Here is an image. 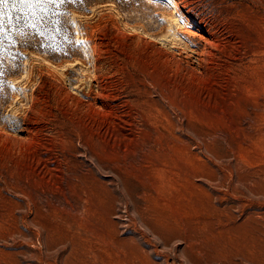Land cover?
Wrapping results in <instances>:
<instances>
[{
  "label": "rangeland",
  "instance_id": "1",
  "mask_svg": "<svg viewBox=\"0 0 264 264\" xmlns=\"http://www.w3.org/2000/svg\"><path fill=\"white\" fill-rule=\"evenodd\" d=\"M0 19V264H264V0Z\"/></svg>",
  "mask_w": 264,
  "mask_h": 264
},
{
  "label": "bare ground",
  "instance_id": "2",
  "mask_svg": "<svg viewBox=\"0 0 264 264\" xmlns=\"http://www.w3.org/2000/svg\"><path fill=\"white\" fill-rule=\"evenodd\" d=\"M175 7V6H174ZM176 11H174V13H176V12H178V10H179V7H178V5H176ZM175 10V9H174ZM177 14V13H176ZM184 16V15H183ZM188 20V19H187ZM175 22H177L176 21V19L174 18V20H171L168 24H169V30H168V33L167 34H152V33H147V32H144L143 34H144V40H145V42L148 44V45H154V46H156V47H159V51H162V52H164V51H166V50H170L171 51V47H170V45L168 44L172 39H174V38H178V36L176 35V33H175ZM202 25V24H201ZM193 26V25H192ZM206 27L205 26H203L202 25V27H200V29L201 30H204ZM212 28V27H211ZM207 29V28H206ZM207 31V33H208V35H211L210 33L212 32L211 31V29H207L206 30ZM187 33L186 34H189V36H190V34H191V36L193 35V33H190V31L189 30H187L186 31ZM163 33V32H162ZM195 33V32H194ZM194 35H196V34H194ZM198 36V35H197ZM196 36V37H197ZM194 37V36H193ZM203 38V37H202ZM189 39V38H188ZM204 39H206V42H207V44H211L210 42H209V40L207 39V38H204ZM201 40V39H200ZM203 40V39H202ZM201 40V41H202ZM203 43H204V40H203ZM145 45V44H144ZM215 45V44H214ZM154 46H152V47H154ZM219 46V45H218ZM222 46H223V44H222ZM225 48V47H224ZM154 49V48H153ZM200 50V49H199ZM197 53V52H196ZM200 54L201 55H203L204 56V58L205 59H209L208 58V56H209V53H208V56H207V54H206V50L204 49V50H202L201 52H200ZM198 55V54H197ZM200 55V56H201ZM211 55V54H210ZM199 56V55H198ZM212 56V55H211ZM204 60V59H203ZM210 61V60H209ZM206 63V62H205ZM72 86H74V85H72ZM67 88V87H66ZM77 88V87H76ZM65 89V88H64ZM72 89V88H71ZM70 89V90H71ZM74 92H75V90H73ZM79 93V92H78ZM4 129V128H3ZM4 132V131H3ZM4 135V134H3ZM152 149V148H151ZM89 228V227H88Z\"/></svg>",
  "mask_w": 264,
  "mask_h": 264
},
{
  "label": "snow or ice",
  "instance_id": "3",
  "mask_svg": "<svg viewBox=\"0 0 264 264\" xmlns=\"http://www.w3.org/2000/svg\"><path fill=\"white\" fill-rule=\"evenodd\" d=\"M7 0H0V3H6ZM64 0H13L14 5H38V4H55V3H63ZM3 21L0 19V25H2Z\"/></svg>",
  "mask_w": 264,
  "mask_h": 264
}]
</instances>
